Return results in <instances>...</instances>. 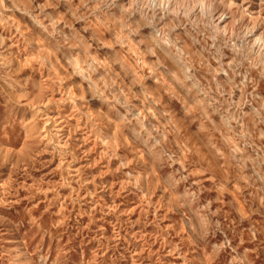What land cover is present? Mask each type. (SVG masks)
Instances as JSON below:
<instances>
[{"label":"rangeland","instance_id":"rangeland-1","mask_svg":"<svg viewBox=\"0 0 264 264\" xmlns=\"http://www.w3.org/2000/svg\"><path fill=\"white\" fill-rule=\"evenodd\" d=\"M0 264H264V0H0Z\"/></svg>","mask_w":264,"mask_h":264},{"label":"bare ground","instance_id":"bare-ground-1","mask_svg":"<svg viewBox=\"0 0 264 264\" xmlns=\"http://www.w3.org/2000/svg\"><path fill=\"white\" fill-rule=\"evenodd\" d=\"M3 11H4V10H3ZM189 106H190V105H189ZM189 106H188V107H189ZM58 107H60V106H58Z\"/></svg>","mask_w":264,"mask_h":264}]
</instances>
